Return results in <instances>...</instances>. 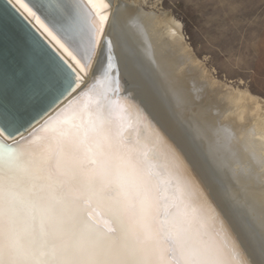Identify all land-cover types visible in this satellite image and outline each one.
<instances>
[{
	"label": "snow or ice",
	"instance_id": "obj_1",
	"mask_svg": "<svg viewBox=\"0 0 264 264\" xmlns=\"http://www.w3.org/2000/svg\"><path fill=\"white\" fill-rule=\"evenodd\" d=\"M91 3L13 5L25 38L19 59L0 62V264H244L147 114L113 98L112 56L97 59L79 108L15 139L26 113L80 87L65 54L92 67Z\"/></svg>",
	"mask_w": 264,
	"mask_h": 264
},
{
	"label": "bare ground",
	"instance_id": "obj_2",
	"mask_svg": "<svg viewBox=\"0 0 264 264\" xmlns=\"http://www.w3.org/2000/svg\"><path fill=\"white\" fill-rule=\"evenodd\" d=\"M89 7L95 28L92 67L75 52L80 64L65 54L80 75V87L54 105L45 103L26 113L20 134L40 122L16 140L28 137L64 109L79 108L94 84L97 59L104 63L108 56L116 57L120 102L133 103L147 114L152 128L166 141L162 149L179 157L230 230L244 264H264V113L256 116L260 104L254 112L244 111L238 105L240 97L220 89L184 40L181 26L167 15L142 8L137 0H92ZM14 33L10 31L11 41L7 39L14 51L0 44V62L21 55L24 39L21 32ZM112 77L111 87H116L115 73Z\"/></svg>",
	"mask_w": 264,
	"mask_h": 264
},
{
	"label": "rangeland",
	"instance_id": "obj_3",
	"mask_svg": "<svg viewBox=\"0 0 264 264\" xmlns=\"http://www.w3.org/2000/svg\"><path fill=\"white\" fill-rule=\"evenodd\" d=\"M137 1L179 24L184 40L217 86L240 97L238 105L244 111L254 112L260 104L256 116L263 115L264 0Z\"/></svg>",
	"mask_w": 264,
	"mask_h": 264
},
{
	"label": "water",
	"instance_id": "obj_4",
	"mask_svg": "<svg viewBox=\"0 0 264 264\" xmlns=\"http://www.w3.org/2000/svg\"><path fill=\"white\" fill-rule=\"evenodd\" d=\"M10 31H12L13 33L15 31L16 32V35H19V33L21 32L20 33V36L23 39L25 38V36H24L25 35V24L17 16V14L13 11V4L9 0H0V44L4 43L5 46L8 48L9 52L11 53V52L14 51V49L12 48L11 44L7 42V39H9L11 41L10 36H9ZM21 37H19L20 40L22 39ZM107 41H109V39H107ZM112 66H113L112 67V74L115 73L116 86H118V82H119V79H120V76H121V71H120V67L118 65V62H117L116 57H113V59H112ZM117 77H118V80H117ZM95 87H96L95 90L96 89L98 90L97 94L99 95V93L102 91V89L98 85H96ZM118 90H119V87H118ZM90 94L91 93L88 92L86 95H90ZM114 98L115 99H118L117 96L114 97ZM52 110H54V109H52ZM42 119H40V120H42ZM38 122H40V121H38ZM37 123H35L34 125H36ZM34 125H32L31 127H29L28 129H26V131H28ZM26 131H24L23 133H21L19 135H16L15 136V139L17 137L21 136L22 134H24ZM24 137L26 138L27 136H24Z\"/></svg>",
	"mask_w": 264,
	"mask_h": 264
}]
</instances>
